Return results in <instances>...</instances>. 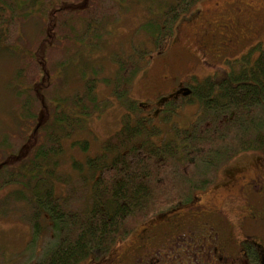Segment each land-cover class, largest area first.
Instances as JSON below:
<instances>
[{"label": "trees", "instance_id": "1", "mask_svg": "<svg viewBox=\"0 0 264 264\" xmlns=\"http://www.w3.org/2000/svg\"><path fill=\"white\" fill-rule=\"evenodd\" d=\"M197 1L143 0L149 19L137 28L136 37L143 35L154 49L161 48L172 37L177 19ZM79 2L0 0V51H16L23 22L43 21L32 52L25 53L24 66L13 76L16 87L25 90L21 120L35 123L34 135L30 141L7 133L0 138V152L8 157H18L20 148L31 143L18 165L0 162V190L12 188L0 199V216L20 212L29 227L24 252L32 254L42 243L39 257L26 264H80L124 240L140 222L211 185L235 154L264 150V54L254 62L245 57L232 70L230 83L206 79L196 92L200 115L187 129L173 127L175 139L164 137L156 144L153 138L161 131L140 117L139 103L126 99L130 83L150 55L145 43L136 41L131 53L112 56L116 66L112 77H99L101 67L88 63L89 52L103 42L104 28L126 11L130 0H88L84 8H64ZM47 20L50 34L44 30ZM53 36L56 46L49 44ZM45 42L47 77L58 75L70 63H75L78 75L80 70L81 86L69 95H60L56 81L35 90L41 72L34 52ZM73 48L75 53L70 54ZM90 70L92 77L86 74ZM98 83L111 88L127 113L99 154L84 162L72 159L67 172L63 142L84 131L86 119L109 105L98 100ZM41 98L50 107L39 124L38 113L45 108ZM176 106L177 102L168 104L160 120L168 121ZM76 145L88 150L85 141L72 144ZM57 185L63 186L62 192L56 191Z\"/></svg>", "mask_w": 264, "mask_h": 264}, {"label": "rangeland", "instance_id": "2", "mask_svg": "<svg viewBox=\"0 0 264 264\" xmlns=\"http://www.w3.org/2000/svg\"><path fill=\"white\" fill-rule=\"evenodd\" d=\"M87 5L88 0H80L78 4H65L64 8L71 11ZM148 19L149 13L143 0H130L126 11L104 28L106 32L102 37L103 42L98 49L89 52L88 63L91 68L101 67L102 74L99 77H112L116 68L111 61L112 56L131 53L136 41L145 43L150 49V55L145 66L130 83L126 99L146 106L140 117L145 121L151 120L150 125L161 131L160 135L153 138V142L159 144L164 137L175 139L173 127L189 128L197 112V103L174 110L168 121L164 122L160 121L157 115L171 102L165 100L158 103L157 97L172 94L181 83L190 82L202 89L205 86L204 80L208 77L221 80L225 75L224 71L233 62V56L244 52V48L251 47L256 38L264 39V0H198L177 19L172 37L158 49H154L152 42H148L143 35L138 37L135 35L137 28ZM42 24L43 21L38 18L23 22L16 51H0V138L4 133L23 139H29L34 135L35 123L27 124L21 120L20 109L25 99V90L16 87L13 76L16 69L24 66L25 53L32 52L31 49L38 38ZM76 27L79 28V24ZM44 30L46 34H50L49 21L45 24ZM257 41L259 40H255ZM223 42H229L234 47L231 51L234 53L233 56L228 55L223 49ZM46 43L39 44L34 52L36 55L34 59L40 66L38 70L41 72V80L35 82V90L36 92L40 90L42 84L56 81L60 95H69L81 86L80 70L78 75L75 63H70L67 68H62L58 75L52 76L53 78L47 77V68L44 65ZM49 44L56 46L59 43L53 36ZM74 53L73 48L70 54ZM256 55L255 51L249 55L251 61ZM79 62L82 63V60ZM86 74L92 77L91 70ZM96 87L98 100L105 101L109 105L102 112L93 113L86 119L84 131L74 134L63 142L62 161L66 162L64 165L67 172L70 170L69 162L72 159L84 162L87 158L99 154L104 142L120 130L122 116L127 113L120 99L112 94L108 85L98 83ZM18 92H21L20 96H17ZM41 101L45 108L38 113L36 123L39 124L45 121L50 107L44 98H41ZM129 114L133 120V114L130 112ZM83 141L87 142V151H82L77 145L72 146L75 142ZM30 146V142L27 146H22L18 157H8L0 152V162L6 161L9 165H18L26 157ZM261 155V152H254L236 156L219 169L211 186L199 192L198 198L206 204L213 201L227 203L226 198L230 197L228 193L230 191L234 193L239 184L240 173L250 176L260 171ZM239 164H246L249 168L237 172L235 165ZM228 167L232 169L233 174L225 171ZM11 189V187L2 188L0 199ZM56 191L62 192L63 186L57 185ZM19 216L18 211L0 216V264H26L40 255L42 243H39V248H34L32 254L24 252V246L29 239V227ZM127 237L129 238V235ZM131 239H134V235ZM117 243L112 246L114 249L112 253H117L118 247L127 246L128 240L118 245ZM87 261L81 264H86Z\"/></svg>", "mask_w": 264, "mask_h": 264}, {"label": "flooded vegetation", "instance_id": "3", "mask_svg": "<svg viewBox=\"0 0 264 264\" xmlns=\"http://www.w3.org/2000/svg\"><path fill=\"white\" fill-rule=\"evenodd\" d=\"M255 40L251 47L244 48V52L235 56L231 52L234 47L223 42V49L234 60L221 80L206 79L230 83L232 70L245 57L250 59L249 55L255 51L254 62L264 54V39L258 37ZM187 90L189 94L184 96ZM197 90L200 89L190 82L181 83L172 94L159 96L157 101L177 102L175 111L196 102L194 122L201 113ZM145 107L140 103L141 109ZM161 112L157 115L159 120ZM254 152L262 153L260 171L250 176L240 173L239 184L234 193H228L227 203L201 202L197 194L211 185L195 190L185 201H177L137 224L128 239L118 241L117 245L128 240V245L116 248L117 253H112L113 247L95 252L88 261L85 260L86 264H264V150L239 152L226 164L239 154ZM228 168L225 171L233 174ZM247 168L246 164L235 165L237 172ZM133 235L134 239H131Z\"/></svg>", "mask_w": 264, "mask_h": 264}, {"label": "water", "instance_id": "4", "mask_svg": "<svg viewBox=\"0 0 264 264\" xmlns=\"http://www.w3.org/2000/svg\"><path fill=\"white\" fill-rule=\"evenodd\" d=\"M188 94H189V91L188 90L183 93L184 96H186Z\"/></svg>", "mask_w": 264, "mask_h": 264}]
</instances>
